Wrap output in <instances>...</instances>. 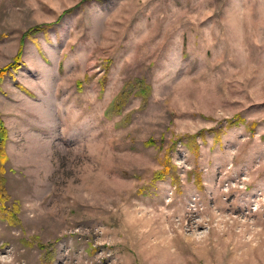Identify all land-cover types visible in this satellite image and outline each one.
Here are the masks:
<instances>
[{"label": "rangeland", "instance_id": "374dc122", "mask_svg": "<svg viewBox=\"0 0 264 264\" xmlns=\"http://www.w3.org/2000/svg\"><path fill=\"white\" fill-rule=\"evenodd\" d=\"M79 1L0 0V264H264V0Z\"/></svg>", "mask_w": 264, "mask_h": 264}, {"label": "trees", "instance_id": "16d2710c", "mask_svg": "<svg viewBox=\"0 0 264 264\" xmlns=\"http://www.w3.org/2000/svg\"><path fill=\"white\" fill-rule=\"evenodd\" d=\"M86 1H90V0H81L74 7L68 8L67 10H64L58 16L57 20H59L67 12L73 10L78 5H82V3L86 2ZM38 29H39V26H35V27L31 28L29 31H27V32L25 31L22 34L21 46L23 45V41H24L25 37H27L30 33L37 31ZM21 52H22V47L19 48V50L17 51V54L15 55L13 60L8 62L6 65L0 67V79L5 73L9 72V70L18 68L19 60L21 57ZM78 85H81V81H78ZM122 92L118 93L116 95V97L114 98V100L111 103V106H110L111 108L118 107V105H117L118 100L121 99L123 96ZM239 121L243 122L244 119L238 118L237 120H230L229 123L230 124H236ZM6 139H7V130L5 128V125H4L3 120L1 119V115H0V215L4 218L9 219L11 217V215H13L14 209L11 210V208L7 207L8 206L7 201L9 200V195H7L6 188L4 185V182H5L4 176H3L4 171H5L4 165H5V161L7 159L6 153L4 150V145H5ZM196 174H197L196 183L200 184V174H199V172H197ZM166 177H171V180L178 181V177L175 174V165L170 161L169 156H166V159L164 160V163H163V167L161 169L154 171V173H153V180L165 179ZM13 208H14V206H13Z\"/></svg>", "mask_w": 264, "mask_h": 264}]
</instances>
